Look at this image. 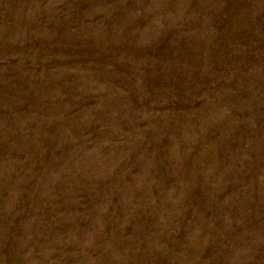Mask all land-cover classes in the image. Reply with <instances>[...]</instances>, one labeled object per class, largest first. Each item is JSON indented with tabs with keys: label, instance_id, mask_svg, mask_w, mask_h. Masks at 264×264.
<instances>
[{
	"label": "rangeland",
	"instance_id": "1",
	"mask_svg": "<svg viewBox=\"0 0 264 264\" xmlns=\"http://www.w3.org/2000/svg\"><path fill=\"white\" fill-rule=\"evenodd\" d=\"M0 264H264V0H0Z\"/></svg>",
	"mask_w": 264,
	"mask_h": 264
}]
</instances>
